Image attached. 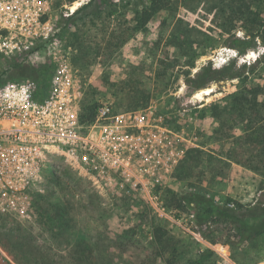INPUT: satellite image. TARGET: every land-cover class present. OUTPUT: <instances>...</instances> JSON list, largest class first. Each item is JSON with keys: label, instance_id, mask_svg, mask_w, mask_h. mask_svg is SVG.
Returning <instances> with one entry per match:
<instances>
[{"label": "rangeland", "instance_id": "obj_1", "mask_svg": "<svg viewBox=\"0 0 264 264\" xmlns=\"http://www.w3.org/2000/svg\"><path fill=\"white\" fill-rule=\"evenodd\" d=\"M231 1L178 0L121 47L117 45L123 37L119 27L127 20L129 25L124 29L131 30L135 25L131 13L141 7L138 0H45V18L52 33L58 30L51 36L55 51L59 55L67 53L71 64L87 74L89 85L85 92L98 89L102 94L98 104L105 101L116 109L119 104L129 107L147 92L149 96L141 106L154 105L168 115L173 130L187 140L181 143L185 151L196 146L204 151L199 165L193 160L188 164L192 171L197 166L195 177L183 182L171 179V188L178 190L186 185L202 189L217 203L233 198L250 205L264 198V165L257 162L261 158L259 148L251 147L245 154L254 159L257 170L232 163L227 173L218 169L217 175L207 169L206 163L209 156L225 158L237 148L247 128L251 135L259 129L249 121L240 122L241 117L233 110L232 96L247 88L264 87V30L257 36L245 22L214 21V15L229 12ZM250 12L262 22L264 0L254 1ZM234 35L246 39L242 49L252 45L246 54L240 55L228 46ZM49 50L46 47L23 65L48 67L45 78L51 79L56 62ZM190 60H195L193 67L178 65ZM15 62L20 63L16 59ZM209 62L215 68L233 63L234 70L242 76L188 91L186 72L191 71L193 76ZM12 71L13 67L9 73ZM117 76L121 79H114ZM107 78L119 86L105 87ZM40 81L41 78L36 82ZM36 189L32 193L34 215L30 219L0 214V244L18 264H163L154 259L150 245L153 218L162 220L176 239L187 241L181 246L182 264L196 252L195 241L214 251L220 259L214 264H237L230 254L240 264H264V237L230 249L224 245L228 231L214 227L212 235L218 244H211L190 230L191 226L196 227L195 218L182 212L176 218L177 212L167 209L161 215L140 193H102L61 156L48 157ZM161 197L164 198V191Z\"/></svg>", "mask_w": 264, "mask_h": 264}, {"label": "built area", "instance_id": "obj_2", "mask_svg": "<svg viewBox=\"0 0 264 264\" xmlns=\"http://www.w3.org/2000/svg\"><path fill=\"white\" fill-rule=\"evenodd\" d=\"M46 7L45 0H0V68L6 70L0 78L13 60L28 63L46 47L56 62L44 87L30 80L0 82V214L34 215L32 193L48 157L56 155L100 192L140 193L164 215L161 193L186 154L181 143L187 140L154 105L117 111L101 101L94 120L83 122L88 76L67 53L55 51L51 36L58 30L52 33ZM0 264H18L1 244Z\"/></svg>", "mask_w": 264, "mask_h": 264}, {"label": "trees", "instance_id": "obj_3", "mask_svg": "<svg viewBox=\"0 0 264 264\" xmlns=\"http://www.w3.org/2000/svg\"><path fill=\"white\" fill-rule=\"evenodd\" d=\"M75 1L76 0H69V3H73ZM177 1L138 0L139 4H141V7H136V9H133L131 13L133 15L132 21L135 23V25L131 28V30L129 28L124 29L123 26L129 25V20H127L125 25L119 27L122 30L123 37L117 45L121 47L128 43L137 32L146 29L157 15L164 11L170 10L172 5L175 2L177 3ZM254 1L256 0L231 1L227 7L229 8V12L227 14L214 15V21L226 19L228 22L237 23V21H239L243 24L245 22L247 28L254 29L258 34L257 36H259V32L264 30V20L262 22L258 19L256 20V17L252 15V12H250L251 4ZM91 3L87 4L86 7H88V5ZM81 9H78V11ZM111 16L112 15H110V17ZM114 31L115 29L112 30V37H114ZM253 38L255 40L256 37ZM244 41H246V39L236 37L234 35L231 37L228 46L238 50L240 55H244L249 48H252V45H249L246 47V49H242V44L245 43ZM194 64L195 60H190L185 61L184 63L180 61V64L178 65L193 67ZM12 65L13 71L12 73L7 74L5 80H2L3 83L21 80H30L36 82L39 78H41L40 84H42L44 87L50 80L45 78L49 71L48 67L23 65L22 63H16L15 60L12 61ZM75 69H78L81 74L87 75L79 68ZM5 71L6 70L2 68V73ZM185 76L188 91L194 92L196 90L209 87L213 83L240 79L242 73L234 70L233 63L221 68H215L213 67L212 62H209L200 70H198L193 76L191 71L186 72ZM114 79L118 80L121 78L117 76L114 77ZM118 82L121 83L120 80ZM104 85H106L105 87H109L110 85L114 88L119 86L118 83L109 82L108 78ZM101 95L102 94H100L98 89L94 88H91L88 92H85L81 109V119L83 122H91L94 120L96 110L99 105L98 100ZM141 95L142 96L139 97V100L136 102V104H131L129 107L121 106L119 104L118 106L121 109H115L117 111H129L146 108L147 105H141L143 100L148 98L147 96H149V93L143 92ZM232 106L234 112L241 117L240 122L245 120L247 122L249 121L259 129L256 130L255 135H251L249 134V131H247L249 130L247 128V130H245L244 136L242 137V141L238 143V147L231 149L225 158L215 155L209 156V158L206 160L207 169H210V171L213 173H216L218 169L219 171L221 170V172H223L222 170H226L227 173L228 167H230L232 163L244 166L251 170H257L253 165L255 162L253 161L254 159L247 158L245 156V154L251 150V147L259 148V158H261L257 162L258 164L261 163L264 165V87L256 86L254 88H247L243 92L233 95ZM246 145H249V147L247 148ZM202 154H204V151L199 146L187 150L183 160L173 175L172 181L177 182L179 180V182H183L186 180H192L195 177L194 171L197 170V166L193 168L194 171H192V169L188 168V164L190 160H193L199 165L201 163L200 156ZM217 175H219L218 172ZM200 190L189 188L186 185L178 190L167 186L163 190L164 198L162 199L165 202L164 205L168 211L177 212L176 218L181 217V212L186 214V216L194 215V218L196 219V227L191 226L190 230L201 236L203 239L209 241L211 244H218V241H216L214 239V235H212L214 233L213 231H215L214 227L219 230L221 229L228 231V234L225 236L226 241L224 245L229 246L230 249L241 247L245 244L251 243L257 238L264 237V198L257 199L256 202L250 205H244L233 198H228L223 203H217V201L211 198L207 193L203 192L202 189ZM162 222L163 221L158 218L151 219L150 245L153 248L154 259H159L163 264H182L183 261L180 259L182 256L181 246H185L187 241L183 238L176 239L174 236H172L171 232L168 231L164 225H162ZM191 222H193V220ZM194 243L196 245V252L194 253L193 251L192 256L186 259L184 264H214L216 261H220V259L216 258L213 250L209 248H202L200 243L197 241ZM193 257L196 259H192ZM229 257L237 264H240L232 256V254H230ZM211 261L213 262L210 263ZM258 263L260 262H257L256 264ZM225 264L230 263L225 262Z\"/></svg>", "mask_w": 264, "mask_h": 264}, {"label": "crops", "instance_id": "obj_4", "mask_svg": "<svg viewBox=\"0 0 264 264\" xmlns=\"http://www.w3.org/2000/svg\"><path fill=\"white\" fill-rule=\"evenodd\" d=\"M170 125V124H169ZM170 127H171V125H170ZM172 128V127H171Z\"/></svg>", "mask_w": 264, "mask_h": 264}]
</instances>
